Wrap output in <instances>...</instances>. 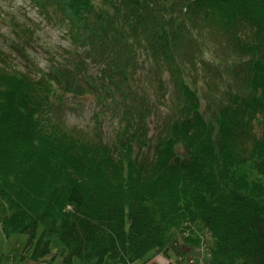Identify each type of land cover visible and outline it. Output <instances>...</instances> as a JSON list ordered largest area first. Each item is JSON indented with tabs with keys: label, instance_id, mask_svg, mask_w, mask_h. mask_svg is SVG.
<instances>
[{
	"label": "trees",
	"instance_id": "16d2710c",
	"mask_svg": "<svg viewBox=\"0 0 264 264\" xmlns=\"http://www.w3.org/2000/svg\"><path fill=\"white\" fill-rule=\"evenodd\" d=\"M34 1L62 12L99 72L91 78L79 60L37 77L0 61V234L27 233L33 260L56 238L63 264H137L154 251L182 254L179 235L199 243L207 232L206 264H264V0ZM203 33L228 53L208 66L221 74L231 59L221 75L238 84L205 96V107L180 60ZM141 47L165 62L179 91L154 145L152 105L136 103ZM58 89L123 105L111 145L56 115ZM6 254L0 242V264Z\"/></svg>",
	"mask_w": 264,
	"mask_h": 264
},
{
	"label": "rangeland",
	"instance_id": "374dc122",
	"mask_svg": "<svg viewBox=\"0 0 264 264\" xmlns=\"http://www.w3.org/2000/svg\"><path fill=\"white\" fill-rule=\"evenodd\" d=\"M198 39L200 47L188 48L187 55L183 53L180 60L183 76L191 85L196 84L205 107V96L218 98L226 88L230 86L235 90L238 84L234 76H222L227 75V67L232 65L231 59L228 64L224 62L220 66L219 72L222 75L215 72L214 66H208V62H216L218 65L220 56L224 58L228 54L218 53L216 50L219 39L208 33H203ZM142 50L141 47L140 59L134 73L137 80L136 90L139 93L136 103L140 106L143 96L152 105L149 136L154 145L164 121L175 115L174 105L179 100V91L165 62H157L150 53L142 54ZM0 52L3 56L0 61L37 77L40 69L48 70L53 64L73 67L79 60L82 72L92 74L91 78L97 77L99 72V63L87 54L84 46L74 40L71 25L62 12L53 5L40 6L34 0H0ZM57 91L63 104L56 109V115L64 119L70 128L81 129L83 134L95 142L110 144L115 140L118 128L124 123L123 105L116 106L110 97H105L107 101L101 100L96 91H87L80 96L63 94L59 89ZM53 100L55 102L57 99ZM253 131L257 136L261 135L260 122H254ZM178 150L180 153L184 152L182 148ZM7 213V205L0 198V222ZM187 232L188 230L185 231ZM199 236L200 244L185 242L179 235L176 244L178 249L184 251L182 254H176L170 249V256L167 257L164 252L154 251L137 264H206L210 235L206 232ZM28 238L27 233H11L8 236L0 234L1 246L8 254V264H63L66 250L58 239L51 241L53 251L50 255L33 260L30 253L25 251ZM71 264L80 262L74 259Z\"/></svg>",
	"mask_w": 264,
	"mask_h": 264
}]
</instances>
